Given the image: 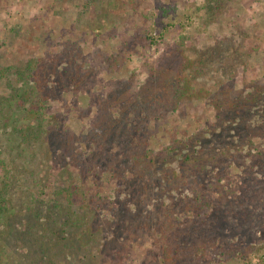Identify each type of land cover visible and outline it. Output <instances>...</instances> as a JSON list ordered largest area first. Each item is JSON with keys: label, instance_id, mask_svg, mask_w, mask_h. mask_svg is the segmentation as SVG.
Here are the masks:
<instances>
[{"label": "rangeland", "instance_id": "obj_1", "mask_svg": "<svg viewBox=\"0 0 264 264\" xmlns=\"http://www.w3.org/2000/svg\"><path fill=\"white\" fill-rule=\"evenodd\" d=\"M221 2V8L213 13L209 0H0V97H9L0 101L2 156H9L14 163L28 161L32 152L38 159L43 157L40 145L20 141L19 129L27 120L17 107L19 98L11 97L13 88L19 93L33 89L32 84L18 81L16 74V67H22L32 57L59 64L60 69L68 67L63 76L56 75L54 98L49 102L50 112L59 116L62 131H86L99 113V105L105 106L110 98V110L118 121L115 133L125 127L134 129L140 123L154 150L213 123L215 95L221 102L226 97L233 98L253 81L264 84V0ZM185 37H192L188 43L198 45H213L231 37L228 44L235 46L241 57L237 61L228 59L224 69L219 60L212 64L211 69H206L208 74L192 82L195 90L189 91L191 96L186 94L173 110L155 111L148 116L138 107L136 112L122 108L125 100H131L144 84L149 71L159 65L162 55ZM68 74L76 76L75 83L70 85ZM249 119L253 125L260 118L252 114ZM252 129V141L263 149L264 126ZM120 143H110L103 153L87 160V165L71 161L67 170L55 158L47 163L48 168L37 172L41 177L37 191L46 189L50 193L60 185L69 187L75 183L92 203L103 195L113 201L118 193L114 192L116 179L100 166L103 168L109 160L108 153L120 150ZM89 147L92 149V144L78 142L77 153L82 155L83 151L85 156ZM236 150L237 156L226 158L219 154L223 149L218 142L209 143L200 164L213 169L224 166L229 173L220 182L217 177L196 178L189 170L185 178L170 183L162 196L152 189L145 194L139 192L134 200L139 202L138 209L128 200L122 201L120 207L109 203L104 213L115 214L123 208L124 221L128 223L120 234L122 249L117 257L108 256L118 246L106 247L103 234L99 243L89 245L93 247L90 254L99 255L96 264H264V156H253L241 142ZM2 173L0 169V183ZM214 183L223 187L222 192H216ZM127 194L133 197L131 192ZM188 195L191 201L203 204L207 215H216L217 210L211 207L215 203L219 204L221 216L229 214L224 236L238 242L239 250L216 252L220 240L215 244L210 241V229L200 224L194 218V209L185 204ZM174 201L180 206L169 207ZM130 210H137L141 217ZM220 217L217 220L224 225L226 218ZM161 223L167 227V238L158 230ZM106 234L111 236L108 231ZM173 237L180 240L181 246ZM62 257L61 254L59 259ZM65 261L61 263L82 264L79 257Z\"/></svg>", "mask_w": 264, "mask_h": 264}, {"label": "trees", "instance_id": "obj_2", "mask_svg": "<svg viewBox=\"0 0 264 264\" xmlns=\"http://www.w3.org/2000/svg\"><path fill=\"white\" fill-rule=\"evenodd\" d=\"M222 4L221 0H209L208 3L212 5L210 9L213 13H216ZM187 38L180 39L162 55L159 65L149 71L144 84L131 100H125L122 108L136 112L138 107L148 116L155 111L173 110L186 94L190 95L189 91L195 90L192 82L197 77L208 74L206 69H211L212 64L219 60L224 69L229 60L237 61L241 57L238 49L228 44L231 37L213 45L205 42L200 45L197 42L188 43L192 37ZM64 68L60 69L59 64L51 65L43 58L33 57L22 67H16L18 81L23 80V84L30 83L33 88L25 89L24 93H19L13 88L11 95L12 98H19L17 107L22 109L27 120L19 129V137L22 138L20 141L33 146L40 145L41 149L43 148V157L38 159L36 152H32L28 161L25 159L21 163H14L9 156L3 157L0 152V169L3 170L0 183V264H62V261L67 262L72 257H79L82 264H96L99 255L90 254L92 246L89 245L92 242L99 243L102 234L105 236L106 247L118 246L113 252L107 253L110 258H115L122 249L119 238L128 222L124 221L123 208L115 214L106 215L104 212L109 203L118 204L120 207L122 201L128 200L138 209L139 202L134 200L139 196V192L145 194L152 189L156 190L158 196H162L170 183L185 178L189 170L196 178L217 177L220 182L229 173L224 166L213 169L206 164H200L209 143L213 140L220 144L223 151L219 154L226 158L237 156L236 145L238 146L239 142L241 146H247L253 156H264V148L256 145L250 135L253 127L259 129L264 126V84H259L258 81L251 82L253 84L244 86L233 98L226 97L221 102L215 95L213 98L216 115L213 123L187 138H176L166 147L154 150L149 147L140 123L134 129L125 127L118 134L115 133L118 121L110 110L113 103L111 98L105 106L99 105V113L86 131L80 134L62 131L61 123L58 124L59 116L50 112L49 102L54 98L55 77L57 74L63 76V71L67 72L68 67ZM68 77L70 85L76 82V76L68 74ZM1 100H9V97H0ZM252 114L259 115L260 118L253 125L249 123V116ZM115 141H121L120 150L108 153L109 160L103 168L100 166L101 170L111 172L116 179L114 192L118 193L113 201H110V196L103 195L92 203V199H87L82 188L75 183L69 187L60 185L50 193L46 192V189L37 191L36 188L41 182L37 172L41 173V170L48 168L47 163L50 164V161L53 162L57 158V163L66 170L71 161L87 165V160L99 152L103 153L104 147ZM78 142L86 146L92 144V149L89 147V153L84 156L85 153L81 151L80 155L77 153ZM216 148L214 146V150ZM174 162H177L175 167ZM214 185L216 192H222V186L216 187V183ZM130 192L133 194L132 198L127 197ZM121 194H124V197H121ZM186 199L185 204L194 209V218H198L200 224L210 229V241L215 244L220 240L216 252L224 254L227 251L239 250L238 242L224 236V230L228 228L229 214L221 216V213H218V203L211 205L217 210L216 215H207L203 204L198 205L196 200L191 201V195ZM195 199L198 200V197ZM177 204L179 203L174 201L169 207L180 206ZM130 213L141 217L137 210H130ZM217 217L226 218L224 225L218 222ZM166 229L165 223L158 227L159 232L164 233L167 238ZM107 231L110 232V237L105 235ZM173 238L181 246L180 240ZM61 254L62 260L59 259ZM182 255L185 256L184 253ZM102 256H105V253ZM88 259L92 262H88Z\"/></svg>", "mask_w": 264, "mask_h": 264}]
</instances>
